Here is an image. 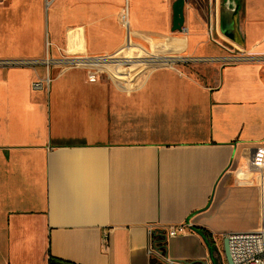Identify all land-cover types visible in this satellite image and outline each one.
I'll use <instances>...</instances> for the list:
<instances>
[{
    "label": "crops",
    "instance_id": "crops-1",
    "mask_svg": "<svg viewBox=\"0 0 264 264\" xmlns=\"http://www.w3.org/2000/svg\"><path fill=\"white\" fill-rule=\"evenodd\" d=\"M175 1L0 2V59L172 60L133 81L123 61L113 79L0 67V264H207L193 227L215 241L235 208H261L264 0H185L176 30Z\"/></svg>",
    "mask_w": 264,
    "mask_h": 264
},
{
    "label": "built area",
    "instance_id": "built-area-1",
    "mask_svg": "<svg viewBox=\"0 0 264 264\" xmlns=\"http://www.w3.org/2000/svg\"><path fill=\"white\" fill-rule=\"evenodd\" d=\"M123 22L127 25V11L123 13ZM228 60V59H226ZM232 60H236L232 58ZM122 64L135 63L137 60L134 57L130 56H120L119 54L100 56V57H68L61 59H11L4 61L9 63L12 66L15 65H34L41 62H45L50 67L52 64H59L62 66V69L74 66H82L88 71V77L90 79H96L102 77L103 68L97 64L99 63H112L116 64L122 62ZM170 58L149 60L145 64L155 65L158 62H167L171 63ZM52 80L51 74H47L46 77L34 81V89H43L49 87ZM250 166L258 174V178L264 188V145H258L252 151L250 157ZM189 226L185 223L169 226L166 228V231L170 235H177L185 231ZM150 232L152 229L150 227ZM225 237L229 239V246L232 258L235 264H264V224L261 228L256 230H236L230 231L224 234ZM150 253H161L158 243L154 241L150 244L149 247ZM170 263L172 260L167 258Z\"/></svg>",
    "mask_w": 264,
    "mask_h": 264
},
{
    "label": "rangeland",
    "instance_id": "rangeland-1",
    "mask_svg": "<svg viewBox=\"0 0 264 264\" xmlns=\"http://www.w3.org/2000/svg\"><path fill=\"white\" fill-rule=\"evenodd\" d=\"M2 3H7L8 0H0ZM120 56H124L123 54H120ZM131 57V55H130ZM45 59V58H44ZM1 60V59H0ZM42 64H45L48 67V64L45 62H41ZM144 63V62H143ZM40 64V63H38ZM37 65V64H34ZM131 66L132 69L127 70L130 71L128 74V77L133 81L134 77L140 76L143 72L148 70L151 66H147L146 64H140V62L135 63H128V64H118L116 68L120 71L124 70L126 67ZM12 66L8 62L5 63L3 61H0V67H9ZM15 66H22L21 64L15 65ZM103 68L102 76L113 79L117 78L115 75L111 72V70L107 68ZM189 68V66H188ZM261 208H255L254 204L251 205V208H235V212L233 214H229L227 217L224 218V221L229 228L234 230H246V229H252L260 225L259 228L262 227L263 221H264V199H262ZM224 234L219 235L217 239L214 241V256L217 260L218 264H228L225 256L224 251ZM208 264H213L208 263Z\"/></svg>",
    "mask_w": 264,
    "mask_h": 264
},
{
    "label": "water",
    "instance_id": "water-1",
    "mask_svg": "<svg viewBox=\"0 0 264 264\" xmlns=\"http://www.w3.org/2000/svg\"><path fill=\"white\" fill-rule=\"evenodd\" d=\"M184 5H185V0H176L175 3H174V24H173V28L175 30L183 28V24H184ZM6 60L7 59H1L0 61L4 62ZM204 239L207 242L212 263L213 264H218L216 259H215V256H214L212 246L210 245V243L208 242V240L205 237H204ZM224 251H225V256H226L227 263L228 264H235L234 260L232 258V255H231L228 237L224 238ZM185 263L186 264H192V262H185Z\"/></svg>",
    "mask_w": 264,
    "mask_h": 264
},
{
    "label": "trees",
    "instance_id": "trees-1",
    "mask_svg": "<svg viewBox=\"0 0 264 264\" xmlns=\"http://www.w3.org/2000/svg\"><path fill=\"white\" fill-rule=\"evenodd\" d=\"M193 228L196 231H198L200 234H202L208 240V242L210 243V245L212 246L213 251H214V241H213V238H212V233L207 228L202 227V226H194ZM156 239L161 240L162 237L161 236H156ZM49 264H60V260H58L57 258L51 256L50 259H49Z\"/></svg>",
    "mask_w": 264,
    "mask_h": 264
},
{
    "label": "bare ground",
    "instance_id": "bare-ground-1",
    "mask_svg": "<svg viewBox=\"0 0 264 264\" xmlns=\"http://www.w3.org/2000/svg\"><path fill=\"white\" fill-rule=\"evenodd\" d=\"M107 64H110V62H108V63H99L97 65L106 68Z\"/></svg>",
    "mask_w": 264,
    "mask_h": 264
}]
</instances>
